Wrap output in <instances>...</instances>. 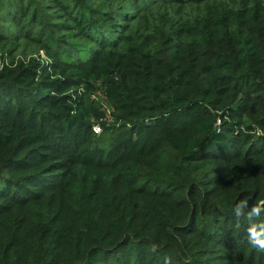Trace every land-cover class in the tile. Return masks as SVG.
Instances as JSON below:
<instances>
[{"label":"trees","instance_id":"16d2710c","mask_svg":"<svg viewBox=\"0 0 264 264\" xmlns=\"http://www.w3.org/2000/svg\"><path fill=\"white\" fill-rule=\"evenodd\" d=\"M16 1L45 60L0 54V264H264V0L113 37L84 0Z\"/></svg>","mask_w":264,"mask_h":264},{"label":"rangeland","instance_id":"374dc122","mask_svg":"<svg viewBox=\"0 0 264 264\" xmlns=\"http://www.w3.org/2000/svg\"><path fill=\"white\" fill-rule=\"evenodd\" d=\"M28 0H25V2ZM34 5L50 8V19L52 25L56 23H67L64 14L59 9H55L52 0H34ZM71 0H58L61 5L70 4ZM263 1V0H261ZM89 7H94L98 11L113 17L112 22H107L102 33L106 36L113 35V28L116 30L125 28L128 22H124V17L131 18L137 15L136 25L144 31H152L154 28L171 30L174 28H190L200 17L211 13L221 15L226 10L237 9L241 0H84ZM262 3V2H261ZM49 4L48 6H45ZM18 8L16 0H0V54L2 48L10 49L14 52L12 58L45 60V51L39 44L40 28L29 29V26L21 27V24H14L10 16L13 10ZM59 15V16H56ZM51 25L45 26V33H50ZM112 31H111V30ZM53 30V29H52ZM55 32V31H54ZM56 39H77L69 36V32L62 29L55 35ZM97 37H100L97 36ZM113 37V36H112ZM60 41V40H59ZM82 44L86 40H80ZM62 43V42H61ZM40 58V59H39ZM76 191L81 192V185L77 183Z\"/></svg>","mask_w":264,"mask_h":264},{"label":"clouds","instance_id":"9594fccd","mask_svg":"<svg viewBox=\"0 0 264 264\" xmlns=\"http://www.w3.org/2000/svg\"><path fill=\"white\" fill-rule=\"evenodd\" d=\"M240 203L243 204L244 206H246L247 203H248V201L247 200H244V201H241ZM260 204H264V200H260L258 203H256V206L253 208V212L252 213H249V215H253V214L258 215L259 212H260V207H259ZM235 209H234V213H235ZM237 221H239V220L237 219ZM262 235H264V234L256 233L253 230L252 231V235L251 236H248V242H249V244L252 247L257 248L260 251H264V238H262Z\"/></svg>","mask_w":264,"mask_h":264},{"label":"built area","instance_id":"2783aa9c","mask_svg":"<svg viewBox=\"0 0 264 264\" xmlns=\"http://www.w3.org/2000/svg\"><path fill=\"white\" fill-rule=\"evenodd\" d=\"M101 96H102L101 93L100 92H97V93H94L92 95V98L93 99L103 98ZM103 105H104L103 110H104L105 117L107 119H109V121H110V118H111V110H110V108L108 107V105L106 103H104ZM217 124H219V122ZM93 132L96 133V134H99L100 133V127L98 126V124H95L94 125Z\"/></svg>","mask_w":264,"mask_h":264},{"label":"water","instance_id":"95a60500","mask_svg":"<svg viewBox=\"0 0 264 264\" xmlns=\"http://www.w3.org/2000/svg\"><path fill=\"white\" fill-rule=\"evenodd\" d=\"M247 206H248V208H251V207L253 206V205H252V199H249V200H248Z\"/></svg>","mask_w":264,"mask_h":264}]
</instances>
